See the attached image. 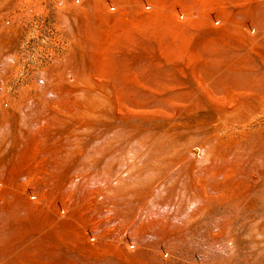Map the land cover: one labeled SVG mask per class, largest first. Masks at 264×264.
I'll use <instances>...</instances> for the list:
<instances>
[{"label":"rangeland","instance_id":"1","mask_svg":"<svg viewBox=\"0 0 264 264\" xmlns=\"http://www.w3.org/2000/svg\"><path fill=\"white\" fill-rule=\"evenodd\" d=\"M0 264H264V0H0Z\"/></svg>","mask_w":264,"mask_h":264}]
</instances>
